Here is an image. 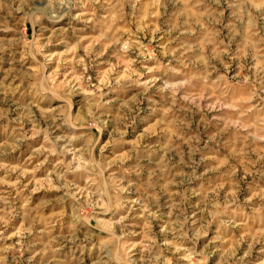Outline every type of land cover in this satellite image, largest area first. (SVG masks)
Instances as JSON below:
<instances>
[{"label":"rangeland","instance_id":"rangeland-1","mask_svg":"<svg viewBox=\"0 0 264 264\" xmlns=\"http://www.w3.org/2000/svg\"><path fill=\"white\" fill-rule=\"evenodd\" d=\"M0 264H264V0H0Z\"/></svg>","mask_w":264,"mask_h":264}]
</instances>
